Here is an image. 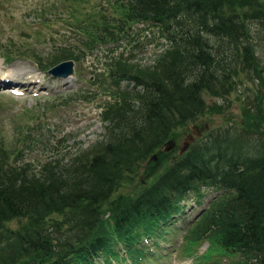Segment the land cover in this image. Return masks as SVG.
<instances>
[{"label":"trees","instance_id":"trees-1","mask_svg":"<svg viewBox=\"0 0 264 264\" xmlns=\"http://www.w3.org/2000/svg\"><path fill=\"white\" fill-rule=\"evenodd\" d=\"M115 2L125 8L115 19L119 24L106 19L95 40L89 38L93 32L79 27L88 35L73 37L74 43L65 40L50 61H36L39 68L79 61L96 44L129 36L128 22L170 28L174 43L152 69H137L123 59L106 63V78L114 86L109 92L117 99L104 115L107 139L71 157V162L60 158L57 145L51 149L57 153L33 173L30 165L10 161L12 154L16 161L25 146L10 152L0 143V264H99L103 258H120L122 252L141 264L166 250L161 240L171 244L169 235L186 229L185 203L193 198L200 206L210 192L216 198L203 205L186 239L209 240L208 252L238 256L235 264H264V135L256 140L229 128L210 133L171 157L137 197L124 203L120 198L110 201L141 162L154 154L162 160L171 154L162 145L174 130L204 111L205 92L230 90L235 69L231 62L226 65L223 46L216 50L210 37L238 45L247 35L248 20L263 23V4L242 0L240 10L229 0ZM243 47L244 60L250 64L253 49ZM128 90L135 102L127 97ZM31 132L23 137L29 149ZM157 164L153 161L150 168L155 170ZM106 212H111L109 219ZM18 219V227L10 225Z\"/></svg>","mask_w":264,"mask_h":264},{"label":"rangeland","instance_id":"rangeland-1","mask_svg":"<svg viewBox=\"0 0 264 264\" xmlns=\"http://www.w3.org/2000/svg\"><path fill=\"white\" fill-rule=\"evenodd\" d=\"M229 1L240 5V10L244 8L242 0ZM258 1L264 6V0ZM124 13V6L115 0H0V65L6 60L11 68L17 66L30 71L22 77L26 85L16 88L0 86V143L10 152L25 146L16 161L14 154L11 155V162L30 165L33 173H39L50 155L57 153L51 152L57 145L61 148L57 154L68 163L76 155L106 141V126L109 123L104 120V115L107 106H114L117 101L109 92L114 86L106 78V63L110 61L113 64V61L123 59L132 62L137 69H152L154 62L174 43L169 34L171 29L167 30L159 24L128 22L125 28L129 36H122L115 42H97L99 45L96 44L95 50L88 51L79 61L68 60L72 71L64 77L39 70L36 61L51 59L56 47L67 42L65 40L72 39L74 43L73 37H86L88 34H82L79 27L88 28L90 33L93 32L90 35L93 38H89L97 39L106 19L115 23V19ZM260 21L257 18L247 21V35L238 45L210 37L216 50L223 46L226 65L231 62L232 69H235L228 83L230 90L221 94L205 92L204 111L174 130L169 138L176 141L175 149L166 151L171 154L165 160L156 154V159L151 156L141 162L127 174L110 201L120 198L124 203L137 197L157 178L160 169L170 163L171 157L183 154L181 149L186 141H190L189 148L208 134L228 128L233 133L240 131L243 136L256 140L264 135V18L263 23ZM245 45L253 49L250 64L244 60ZM10 57L13 58L11 61ZM33 76L38 80L30 84ZM39 81L49 87L41 88ZM129 93L132 91L127 97L135 102ZM30 129L34 138H29L28 144L33 142L32 149L26 148L27 144L23 142ZM166 142L161 148L165 149ZM153 161L158 163L155 170L150 168ZM215 198L214 192H210L200 206L192 198L189 202L191 207L186 204V215L190 216L186 229L169 235L172 239L170 246L166 245L167 241L161 240L167 252L160 250L162 254L146 258L142 264H235L238 256L236 258L218 250L208 252L209 241L193 243L186 239L187 230L201 215V209ZM107 207L105 204L104 208ZM107 212L106 218L109 219L111 212ZM20 222L19 219L13 220L10 225L18 227ZM204 253L207 254L202 256ZM99 264L133 263L111 262L103 258Z\"/></svg>","mask_w":264,"mask_h":264},{"label":"bare ground","instance_id":"bare-ground-1","mask_svg":"<svg viewBox=\"0 0 264 264\" xmlns=\"http://www.w3.org/2000/svg\"><path fill=\"white\" fill-rule=\"evenodd\" d=\"M6 63H3L2 65H0V86L11 88L14 86L17 87V86L26 85L27 82H24L22 77H24L25 74H29L30 71L28 69H22V68L19 69V67L17 66H15L14 68H11ZM36 80H38V77L33 76L32 79L30 80L31 81L30 84L37 82ZM38 86H40L41 88L49 87L48 85H44L43 82L41 81L38 82Z\"/></svg>","mask_w":264,"mask_h":264},{"label":"water","instance_id":"water-1","mask_svg":"<svg viewBox=\"0 0 264 264\" xmlns=\"http://www.w3.org/2000/svg\"><path fill=\"white\" fill-rule=\"evenodd\" d=\"M72 71V64L70 61H64L60 64L56 65L50 70V73H52L55 76H66ZM192 141L194 138H192ZM190 144V141H186L184 146L182 147L181 151L184 152L188 149V146ZM176 147V141L175 140H168L165 144V151H172ZM157 155L154 154L152 158L156 159Z\"/></svg>","mask_w":264,"mask_h":264}]
</instances>
